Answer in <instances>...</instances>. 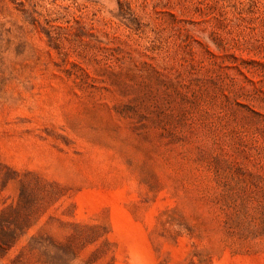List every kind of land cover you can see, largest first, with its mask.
<instances>
[{"label":"rangeland","instance_id":"374dc122","mask_svg":"<svg viewBox=\"0 0 264 264\" xmlns=\"http://www.w3.org/2000/svg\"><path fill=\"white\" fill-rule=\"evenodd\" d=\"M0 264H264V0H0Z\"/></svg>","mask_w":264,"mask_h":264}]
</instances>
